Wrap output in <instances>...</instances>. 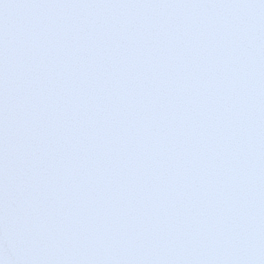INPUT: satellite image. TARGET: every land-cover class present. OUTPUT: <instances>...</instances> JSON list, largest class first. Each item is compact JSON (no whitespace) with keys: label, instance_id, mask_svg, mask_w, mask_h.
<instances>
[{"label":"snow or ice","instance_id":"6c2138e0","mask_svg":"<svg viewBox=\"0 0 264 264\" xmlns=\"http://www.w3.org/2000/svg\"><path fill=\"white\" fill-rule=\"evenodd\" d=\"M0 264H264V0H0Z\"/></svg>","mask_w":264,"mask_h":264}]
</instances>
